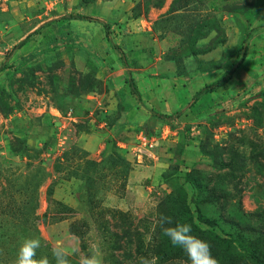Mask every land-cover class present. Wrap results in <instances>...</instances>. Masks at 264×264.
Segmentation results:
<instances>
[{
  "label": "rangeland",
  "instance_id": "obj_1",
  "mask_svg": "<svg viewBox=\"0 0 264 264\" xmlns=\"http://www.w3.org/2000/svg\"><path fill=\"white\" fill-rule=\"evenodd\" d=\"M165 123L176 137L131 160ZM161 214L200 228L218 264H264V0H0V264L25 238L51 261L79 249L70 264L93 247L190 264Z\"/></svg>",
  "mask_w": 264,
  "mask_h": 264
},
{
  "label": "clouds",
  "instance_id": "obj_2",
  "mask_svg": "<svg viewBox=\"0 0 264 264\" xmlns=\"http://www.w3.org/2000/svg\"><path fill=\"white\" fill-rule=\"evenodd\" d=\"M173 218L161 214L159 227L163 236L167 237L173 247L181 249L190 264H218L212 256L211 245L193 235L192 225L175 223ZM42 243L39 238H25L17 250L15 264H52L47 256L37 258V252ZM79 249L69 251L63 244L57 243L52 249L54 264H70V256L78 254ZM79 264H104L102 253L93 247L90 255H82Z\"/></svg>",
  "mask_w": 264,
  "mask_h": 264
},
{
  "label": "built area",
  "instance_id": "obj_3",
  "mask_svg": "<svg viewBox=\"0 0 264 264\" xmlns=\"http://www.w3.org/2000/svg\"><path fill=\"white\" fill-rule=\"evenodd\" d=\"M65 118L66 120L72 121L74 118L73 111H69ZM97 122H99V127L102 129L108 127V122L106 120H98ZM176 135V132L172 131L166 124H163L162 128L157 132H154L151 136H148L144 132L138 133L136 142L133 143L130 148L134 162L142 164L146 157L152 156L157 147L163 146V141H169L176 137Z\"/></svg>",
  "mask_w": 264,
  "mask_h": 264
},
{
  "label": "trees",
  "instance_id": "obj_4",
  "mask_svg": "<svg viewBox=\"0 0 264 264\" xmlns=\"http://www.w3.org/2000/svg\"><path fill=\"white\" fill-rule=\"evenodd\" d=\"M241 61H243V57L241 58ZM239 65H240V62L231 71H229L226 75H224L221 79H219L217 82H215L214 84H212L211 86H209L207 88V90H213V89L217 88L220 84L225 83V82H228L229 80H231L233 78L234 72L236 71V68H238ZM131 87H132L133 94L138 99H140V94H139L136 86L133 84V85H131ZM163 118H165V119H171L172 117H169L167 115H163ZM165 124L169 126V124H167V123H165ZM141 132H143V131H141ZM145 134H147V133H145ZM147 135L148 136H151L152 134H147ZM240 218H241V220L243 222L249 223L250 222V219H252V218H255L256 219L257 217L249 216V215L247 216V215L242 214L240 216ZM242 226H243L242 223L241 224H237V227L238 228H241ZM194 228H196L197 230H195ZM192 229H193V233L192 234L195 235V236L198 235L199 232H201V231H199L200 228H198V227H193ZM81 230L82 229L80 227H77V225L76 226H73L72 229H71L72 233L76 234L78 237H80L82 239L83 236L85 235V232L83 233ZM227 240L228 239H224V242H228ZM47 247H48V251L51 253L50 247L49 246H47ZM160 247H161V245H158V244L154 247V250L156 251V254H157V251L160 250ZM146 259H147V256H146ZM70 262H71V259H70ZM236 263L237 264H245V261H243V256H242V259H241V256L239 258H237V261H235V264ZM52 264H54V261H52ZM143 264H146V262H144ZM254 264H262V263L259 261V259H257L256 261H254Z\"/></svg>",
  "mask_w": 264,
  "mask_h": 264
},
{
  "label": "crops",
  "instance_id": "obj_5",
  "mask_svg": "<svg viewBox=\"0 0 264 264\" xmlns=\"http://www.w3.org/2000/svg\"><path fill=\"white\" fill-rule=\"evenodd\" d=\"M99 98H100V97H99L98 95H95V96H92L91 100L98 101ZM67 113H68V112H67ZM67 113H66V115H67ZM66 115H65V116H66ZM73 115H74V118H73L72 122H77L78 117H77L76 114H74V113H73ZM90 116H91V118H92L93 120L97 121V119L94 117V114H93V113H92ZM102 118H103L102 120H106V121H108L106 115H104ZM65 119H66V118H65ZM102 120L100 119L99 121H102ZM70 121H71V120H70ZM159 124H160V123H159ZM162 126H163V125H162ZM160 128H162V127H160ZM104 129H106V128H104ZM159 130H160V129H159ZM84 143L86 144L87 142L84 141ZM165 143H166V141H163V142H162L163 145H164ZM119 146H120L121 148H124V149L127 148L126 145H125L124 143H121ZM131 146H132V145L129 146V150H128V152L130 153V155H132V153H131V151H130ZM161 147H162V146L157 147V148L154 150V152H153V154H152L151 157H155V154H156L158 151H160ZM131 160L134 161L133 155H132Z\"/></svg>",
  "mask_w": 264,
  "mask_h": 264
}]
</instances>
